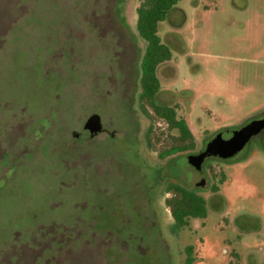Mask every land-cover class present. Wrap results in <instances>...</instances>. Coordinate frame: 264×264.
Here are the masks:
<instances>
[{
    "label": "rangeland",
    "instance_id": "obj_1",
    "mask_svg": "<svg viewBox=\"0 0 264 264\" xmlns=\"http://www.w3.org/2000/svg\"><path fill=\"white\" fill-rule=\"evenodd\" d=\"M139 2L0 0V264H186L188 246L192 264H264V149L187 161L264 110V0H180L161 23L155 101L194 139L164 159L177 131L137 100ZM169 183L206 201L177 233Z\"/></svg>",
    "mask_w": 264,
    "mask_h": 264
},
{
    "label": "trees",
    "instance_id": "obj_2",
    "mask_svg": "<svg viewBox=\"0 0 264 264\" xmlns=\"http://www.w3.org/2000/svg\"><path fill=\"white\" fill-rule=\"evenodd\" d=\"M180 0H140L136 8L135 30L137 36L143 41L144 49L140 61V77L138 95V106L140 111L149 120L154 118L162 121L168 131H177L172 136L173 143L170 147L159 152V159L174 155L194 147L193 135L182 118L176 115V107L156 103L155 96L159 92L160 83L157 76V69L160 65L171 61V48L162 41L159 31L160 25L164 22L170 11ZM189 92V91H188ZM152 125L149 126V132ZM147 135V136H148ZM150 146V141L146 142ZM225 181L221 173L219 183ZM219 191L217 186H212V192ZM164 204L169 210L173 221V230L179 232L187 225L188 219H203L206 217V201L197 193L177 183H169L165 187ZM187 264H192V247H186Z\"/></svg>",
    "mask_w": 264,
    "mask_h": 264
},
{
    "label": "water",
    "instance_id": "obj_3",
    "mask_svg": "<svg viewBox=\"0 0 264 264\" xmlns=\"http://www.w3.org/2000/svg\"><path fill=\"white\" fill-rule=\"evenodd\" d=\"M263 125L264 120L252 121L244 127L233 131L232 136L226 140L222 139L220 135H217L213 140L206 144V147L202 152L196 155H188L187 161L196 170H199L204 160L211 156L219 157L221 159L230 158L242 150L249 139L253 135H256ZM83 127L91 135L97 134L102 129L100 116L98 114L90 115ZM199 184L200 186H203V181Z\"/></svg>",
    "mask_w": 264,
    "mask_h": 264
},
{
    "label": "flooded vegetation",
    "instance_id": "obj_4",
    "mask_svg": "<svg viewBox=\"0 0 264 264\" xmlns=\"http://www.w3.org/2000/svg\"><path fill=\"white\" fill-rule=\"evenodd\" d=\"M255 120H264V110H262V111H260V112H258V113H256V114H254L253 116H250L247 120H245L244 121V123H242L241 125H239V127H237L236 129H233V130H231L230 132H228L227 134H226V137H224L222 134H213L210 138H209V140L207 141V143L208 142H210L211 140H213L217 135H220L221 136V138L222 139H229L231 136H232V134H233V131H235V130H238V129H240V128H242V127H244L245 125H247L248 123H250V122H252V121H255ZM87 131V130H86ZM103 131V128L98 132V133H100V132H102ZM97 133V134H98ZM256 141L263 149H264V125H263V127L260 129V131L256 134V135H253L250 139H249V141L246 143V145L242 148V149H244L247 145H248V143H250L251 141ZM207 143H205V146L203 147V149H201V150H199L196 154H198V153H200V152H202L204 149H205V147H206V144ZM241 151V150H240ZM239 151V152H240ZM238 153V152H237ZM236 153V154H237ZM196 154H194V155H196ZM235 154V155H236ZM211 157H214V156H211ZM233 157V156H232ZM210 158V157H209ZM215 158H217V159H221V158H219V157H215ZM231 158V157H230ZM207 159V158H206ZM206 159L204 160V162L206 161ZM228 159V158H227ZM224 160V159H223ZM203 162V163H204ZM202 163V164H203ZM202 169V165H201V168L199 169V170H201ZM204 182V180H201L200 182ZM185 263L187 264V262H186V260H185Z\"/></svg>",
    "mask_w": 264,
    "mask_h": 264
}]
</instances>
